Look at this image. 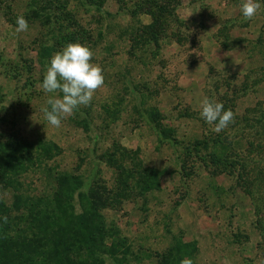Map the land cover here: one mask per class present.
Segmentation results:
<instances>
[{
    "label": "rangeland",
    "instance_id": "obj_1",
    "mask_svg": "<svg viewBox=\"0 0 264 264\" xmlns=\"http://www.w3.org/2000/svg\"><path fill=\"white\" fill-rule=\"evenodd\" d=\"M243 2L0 0V144L24 159L0 175L1 201L46 193L64 172L116 199L100 212L127 264H264V8L245 20ZM69 43L93 51L104 86L56 128L41 108L62 93L41 84ZM205 97L235 114L220 133L200 115ZM237 154L242 184L227 167Z\"/></svg>",
    "mask_w": 264,
    "mask_h": 264
},
{
    "label": "trees",
    "instance_id": "obj_2",
    "mask_svg": "<svg viewBox=\"0 0 264 264\" xmlns=\"http://www.w3.org/2000/svg\"><path fill=\"white\" fill-rule=\"evenodd\" d=\"M151 23L144 25V29L149 31L154 41L156 31L152 30ZM51 24H56L48 29L54 39L60 34V28L57 36L55 29L61 25L56 18ZM156 29H160V24ZM63 38L60 34L57 44ZM52 42L51 46H41L44 56L54 50ZM51 146L55 145L42 147L47 158L51 157ZM5 150L6 147L0 144V175L5 170L23 168L24 164V159L15 155L17 149H11L8 155ZM236 158L227 167L235 168V178L242 184L245 180L243 175L247 174L246 165L242 155L237 154ZM52 181L50 190L41 195L23 199L21 193L16 192L9 205L0 199V264H105V258H109L112 264H127L124 259L127 248L122 238L115 235V230L106 228L100 212L116 199L107 197L96 185H83L78 176L64 172L55 173ZM250 182L246 181L244 185H251ZM15 184V181H9L5 186L17 190L19 185ZM152 186L151 183L146 184L148 189ZM243 189L249 191L247 185ZM21 209L25 213L20 211L19 216L8 218L1 215L9 213L8 210ZM169 262L166 256L159 261L160 264Z\"/></svg>",
    "mask_w": 264,
    "mask_h": 264
},
{
    "label": "clouds",
    "instance_id": "obj_3",
    "mask_svg": "<svg viewBox=\"0 0 264 264\" xmlns=\"http://www.w3.org/2000/svg\"><path fill=\"white\" fill-rule=\"evenodd\" d=\"M264 8L259 0H244L241 13L245 20L253 19ZM17 32L28 30V22L23 16L17 17ZM93 51L80 43H69L51 57L41 88L45 93H62L50 96L41 108L48 123L56 128L61 121L72 117L81 106H88L97 90L104 86L103 70L92 63ZM201 117L213 130L220 133L234 123L235 114L225 110L221 102L205 97L201 102ZM181 264H193L191 259H183Z\"/></svg>",
    "mask_w": 264,
    "mask_h": 264
}]
</instances>
